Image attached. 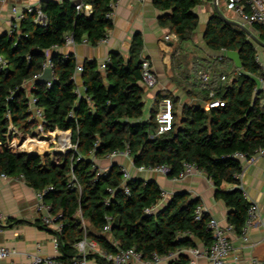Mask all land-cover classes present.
Instances as JSON below:
<instances>
[{
  "label": "trees",
  "instance_id": "1",
  "mask_svg": "<svg viewBox=\"0 0 264 264\" xmlns=\"http://www.w3.org/2000/svg\"><path fill=\"white\" fill-rule=\"evenodd\" d=\"M83 2L92 6L89 16L77 10L71 0H40L46 25L35 23L36 13H31L13 35H0V54L8 60V67L0 68V172L23 175L36 190L53 186L45 199L55 212L62 213L58 260L82 258L76 245L85 238L96 242L104 253L116 252L113 241H117L120 248L133 247L144 258L195 247L190 237L206 247L213 243L208 227L212 217L207 212L199 219L195 216L199 198L176 193L166 205L146 214V208L163 199L158 183L137 177L125 181L119 164L101 172L95 162L85 158L94 152L96 158H105L128 148L135 167L167 164L170 178L179 174L183 162L195 163L213 181L216 198L230 210L228 224L241 235L250 203L238 186L236 176L242 171V161L235 154L250 156L264 148L262 89L256 90V82L236 68L230 76L225 73L227 78L221 84L212 82L208 89H201L197 83L198 99L184 103L180 111L178 100L158 92L150 117L144 119L147 88L142 84L139 63L145 59L144 42L136 33L129 55L110 52L104 70L96 60L81 64L84 91L80 92L76 77L80 64L74 53L54 52L53 47L64 46L66 34H71L75 43L86 38L91 45H98L114 27L107 14L116 0ZM201 4L202 0H154L163 12L160 24L181 42L189 40L197 29L195 9ZM256 27L264 38V28ZM204 41L215 51H237L243 69L263 78L256 48L237 24L214 12ZM48 58L54 63V81L50 85L35 82L34 75L43 71ZM227 59L217 58L219 62ZM33 97L43 111L41 124L30 107ZM164 97L173 100L174 123L171 130L158 135L156 115ZM214 101L224 104L207 107ZM223 184L235 187L226 190ZM108 217L111 229L104 231ZM85 257L110 264L100 253L90 252Z\"/></svg>",
  "mask_w": 264,
  "mask_h": 264
},
{
  "label": "crops",
  "instance_id": "2",
  "mask_svg": "<svg viewBox=\"0 0 264 264\" xmlns=\"http://www.w3.org/2000/svg\"><path fill=\"white\" fill-rule=\"evenodd\" d=\"M59 1V0H57ZM40 0H8L0 3V35L5 33L13 17L11 7H20L26 4H39ZM220 10L230 21L241 23L233 12L226 9L225 0H202V4L195 9L199 17L197 29L192 37L181 42L177 36L159 22L163 14L154 5V0H119L114 8V27L110 30L109 39L105 43L96 46L87 43H76L72 46H62L53 49L54 52L63 54L74 53L79 64L85 60H96L103 62L112 51H118L124 56L129 55L130 43L136 33L143 38L142 55L151 61L152 67L158 77V84L153 89H146L144 119L150 117V111L155 105V98L158 92L169 93L181 107L184 103L198 99L194 95L199 92L197 87L199 68L205 67L212 71V82L222 83L220 75L227 73L223 67H236L229 58L220 67L221 51L210 49L204 41L208 21L214 12ZM242 24V23H241ZM246 26V25H245ZM250 34V40L256 48V61L263 74L262 91L264 96V38L256 26H246ZM174 34L169 40L165 36ZM78 89L84 91L80 75L77 78ZM180 107V109H181ZM39 121V120H38ZM41 124V122H39ZM95 163L100 169H107L113 164H119L126 168L131 177L145 180H155L163 190L164 197L159 208L166 205L170 198L176 193H188L190 198L201 200L205 211L212 218L220 221L221 224H228L229 208L222 199L216 198V188L213 181L205 174H193L180 180H173L156 172H140L135 167L131 157L118 156L116 158H95ZM242 185L246 193L247 201L256 204L264 222V156H259L251 164H243ZM234 185L223 184V189H233ZM0 215L4 217L7 225L0 231V247L5 246L14 252L7 258L0 259V264L27 263L34 256L42 258L60 255L52 240V232L46 227L36 210V189L25 180L17 176H10L8 179L0 177ZM46 227V228H44ZM234 253L239 256L241 264H253L254 260L264 264V224L252 228L248 234L249 242L245 243L240 235L235 232L230 234ZM195 247H186L172 260L163 264H189L191 248H204L205 244L197 238L190 237ZM79 252V251H78ZM104 253L100 247L89 253ZM80 254V253H79ZM182 258V259H181ZM183 260L184 262H182ZM87 264H100L95 258L87 259ZM132 264H142L135 261ZM197 264H211L207 258H199Z\"/></svg>",
  "mask_w": 264,
  "mask_h": 264
},
{
  "label": "built area",
  "instance_id": "3",
  "mask_svg": "<svg viewBox=\"0 0 264 264\" xmlns=\"http://www.w3.org/2000/svg\"><path fill=\"white\" fill-rule=\"evenodd\" d=\"M119 0L111 3V7L113 11L107 14V17L112 18L114 8ZM144 1V0H138ZM8 0H0V3H6ZM226 9L233 12L237 19L246 26H262L264 28V0H225ZM13 17L9 23V27L7 29V34L9 36L13 35L19 28L21 21L25 18L27 14L36 13L34 22L40 25H46L47 17L41 10L39 4H26L23 7L13 5L11 7ZM76 9L83 12L85 15L89 16L92 12L91 4L84 3L83 0L80 4L76 6ZM109 32L105 34L103 38H101L99 43H105L109 39ZM175 35L169 34L165 36V40H171ZM65 45L64 46H72L75 45V40L71 34H66L64 37ZM88 40L84 38L82 43H87ZM59 46H54L53 49H57ZM226 51V50H223ZM222 56L220 57V59ZM109 56L103 61L99 63V68L104 70L106 68L107 63L109 62ZM8 67V60L0 54V68L6 69ZM46 68H51L54 72V63L50 58H48L44 65L43 71ZM43 71L39 74L34 75V79L40 76ZM83 71V66L80 64L76 67V77L80 75ZM198 77V85L201 89H208L212 83V71L209 68H199L197 71ZM227 78L226 75H222L221 80L225 81ZM142 84L147 89H153L158 84V77L152 67L151 61L149 59L142 60ZM52 81H48V85H50ZM213 92L211 91V95ZM36 99L33 97L30 102V107L34 116L39 120V122L43 123L44 116L41 108L36 106ZM223 102L214 101L207 105V107L214 106H223ZM174 103L170 97H164L159 102L158 113L156 115L157 122V134L161 135L172 129L174 123ZM118 156H128L131 157L130 150L127 148L124 151H114L109 154L107 157L116 158ZM259 156H264V148H259L254 154L250 156L246 155L242 152H237L235 157L240 159L242 163L245 165L253 164ZM140 172L148 171V172H156L163 176L169 177L170 174V166L167 164H161L150 167H137ZM243 165L242 171L237 174V178L240 183L238 186L243 189L242 185V177H243ZM105 169H100L101 172H104ZM124 180L127 181L131 178L130 173L126 168H122ZM193 174H204L193 162H183V169L179 172L178 175L171 177L173 180H180L187 176ZM0 177L4 179H8L10 176L6 173L0 172ZM24 180V176H17ZM78 186V185H76ZM80 189V187L78 186ZM53 190V186H47L44 190H36V210L40 216L42 223L48 227L52 232V240L55 247L59 250V237L58 234L61 232L63 228V223L61 221L62 213L55 212L53 206L50 202L45 199V195ZM128 191L127 188H125ZM244 190V189H243ZM111 191V189H110ZM245 198H247L246 193L243 191ZM164 197V193H163ZM162 200L160 201V203ZM106 203H109L107 200ZM160 203L156 206H152L150 208L145 209L146 214H151L155 212ZM206 212L205 208L202 204L197 205L195 209V216L199 219L202 214ZM259 224H264L262 222V215L260 210L256 204H251L248 209L247 220L243 227V232L240 235L245 243L249 242L248 234L252 228L257 227ZM7 225L6 220L2 215H0V231ZM208 227L212 230L213 233V243L204 248H191L189 253L191 258L189 259V264H197L199 258H207L211 264H241L239 256L234 253L233 243L230 237V234L235 232L234 227L230 224L223 225L215 218H211L208 223ZM104 231H109L111 229V217L107 218V223L104 225ZM113 245L117 248V251L114 253H102V255L106 258L107 262L110 264H132L135 261H139L142 264H163V262L174 259L180 252H169L165 255H160L157 253L152 254L150 258H144L143 253L137 251L135 248H120L117 241H113ZM98 245L96 242L84 239L77 243V250L82 258L73 259L70 262L58 260V258L47 257L42 258L39 255L34 256L30 262L27 263H17V264H87L86 254L90 251L96 250ZM14 251L2 246L0 247V259L7 258ZM253 264H261L260 261L254 260Z\"/></svg>",
  "mask_w": 264,
  "mask_h": 264
},
{
  "label": "water",
  "instance_id": "4",
  "mask_svg": "<svg viewBox=\"0 0 264 264\" xmlns=\"http://www.w3.org/2000/svg\"><path fill=\"white\" fill-rule=\"evenodd\" d=\"M72 4H74L75 6H77L78 4L81 3L82 0H71ZM217 13L222 16L224 19L228 20L222 13L220 10H217ZM230 21V20H229ZM235 24H237L239 27H241L242 29H244L248 34H250L249 29L244 25L241 24L239 22L236 21H231ZM258 43H260L261 45H264L263 43H261L260 41L257 40ZM221 56L223 57H227L230 60H232L234 62L235 67L243 74L249 76L251 79H253L256 82V90H260L262 89V80L259 76L253 75L249 72H246L243 67H242V63H241V59L239 56V53L237 51H223L221 50ZM142 60H139V63H141ZM48 81H54V72L52 71L51 68H46L43 73L38 76L37 78H35V82H48ZM89 162H95V158H96V153H92L90 156L85 157Z\"/></svg>",
  "mask_w": 264,
  "mask_h": 264
},
{
  "label": "rangeland",
  "instance_id": "5",
  "mask_svg": "<svg viewBox=\"0 0 264 264\" xmlns=\"http://www.w3.org/2000/svg\"><path fill=\"white\" fill-rule=\"evenodd\" d=\"M224 62L225 61H222L221 62V64H220V67H223V66H226V65H224ZM223 69L227 72V73H230V74H232L233 73V68L231 67V68H229V67H223ZM230 74H228L229 76H230ZM195 97H196V95H195ZM196 100L197 99H193V100H190V101H188V102H191V103H193V102H196ZM180 105H178V110L180 111ZM146 108H148V103H147V105H146Z\"/></svg>",
  "mask_w": 264,
  "mask_h": 264
}]
</instances>
